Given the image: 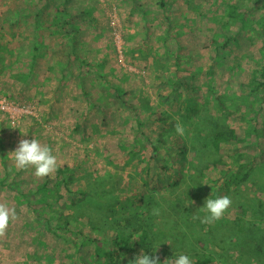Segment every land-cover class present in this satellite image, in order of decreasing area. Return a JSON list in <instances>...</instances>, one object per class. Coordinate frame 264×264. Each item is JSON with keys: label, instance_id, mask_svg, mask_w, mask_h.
Instances as JSON below:
<instances>
[{"label": "rangeland", "instance_id": "374dc122", "mask_svg": "<svg viewBox=\"0 0 264 264\" xmlns=\"http://www.w3.org/2000/svg\"><path fill=\"white\" fill-rule=\"evenodd\" d=\"M256 2L258 12L243 11ZM263 68L264 0H0V203L18 216L0 238V264L134 262L115 245L98 250L75 207L68 227L51 223L61 237L48 231L35 210L51 214L72 195L61 186L60 199L48 195L53 206L36 202L55 176L17 170L10 154L33 138L75 170L89 190L83 207L147 230L148 249L136 257L255 264L264 256V170L239 184L232 176L264 169ZM219 97L239 108L233 119ZM229 127L242 141H221V156L211 137ZM211 196L233 203L209 225L194 217L207 215L200 208ZM239 205L253 209L254 230L237 220ZM217 223L240 235L230 257L207 240Z\"/></svg>", "mask_w": 264, "mask_h": 264}, {"label": "trees", "instance_id": "16d2710c", "mask_svg": "<svg viewBox=\"0 0 264 264\" xmlns=\"http://www.w3.org/2000/svg\"><path fill=\"white\" fill-rule=\"evenodd\" d=\"M261 7L259 2H256L253 7L245 8L243 11H251V12H258L259 8ZM239 7L238 6H231V10L229 12L230 17H237L239 14ZM243 19V18H241ZM229 41H226L223 44L217 45L219 48L222 47V49L228 47ZM176 64L178 68H181V63L179 60V57L176 58ZM260 76L264 79V68L262 72L260 73ZM260 87H264V82L259 83ZM115 95L117 98L121 99V94L119 90H115ZM219 103L227 109L228 112V118L231 120L233 119L236 112H239V108H236V110L230 109V107H227L223 101L221 100L222 97H219ZM221 141H224L225 144L232 145V143H237L242 141L241 136L237 133V131L234 128H230L228 132H222L218 131L211 137V142L216 150V153L222 156L223 149L221 147ZM155 149H157L155 147ZM185 155V154H184ZM240 159V158H239ZM244 164L245 161L242 158L240 159ZM240 163V161H239ZM262 165L264 164V154H263V162H261ZM258 164H253L251 167L250 165H247L248 172H245L241 178L240 175L235 174L233 179H235V183H243L244 181L248 180L250 171L256 172H263L264 169L261 168V165L256 166ZM55 176V184H50L52 180L44 182L42 185H40L37 189V192L41 194V196L36 200L38 203L47 204L48 206H53V204L48 202V195L53 194V196H56L55 199H60L62 196L59 194L61 186L65 187V189L70 192L71 196V204L68 206L67 204L60 205L59 210H55L53 213L48 215H42L38 210H35V213L38 217L44 218L47 222V229L57 237H61V234H58V232L51 227L52 221L60 222V227L66 228L69 226L70 222L74 220L72 214H66L65 212L69 209V207H75L77 209L76 217H79L86 221L87 226L92 233H96L95 238L93 239V242L96 244V247L98 250H101L102 243L109 244V245H115L117 246L121 251L125 252V254L131 259L132 261L135 260L136 255L141 251V249H148V236H147V230H143V227L140 229H134L130 230L127 226L120 224L121 219L118 217H114L112 215V212L105 210V209H96L92 207H83L82 202L88 197L89 190H81L78 188V178L76 176L75 170L71 168L68 165H64L62 167H59L58 170L54 174ZM227 183V182H226ZM22 197L28 199V193H19ZM56 194V195H55ZM259 204H257V208L261 207L263 204V201L259 199ZM238 209L240 210L241 217H237L238 221H242L244 219H247L246 226L248 228H252L254 230L256 227L252 223V213L254 212L253 209L250 208H244L242 206H238ZM133 221V219H132ZM234 223H232L233 225ZM131 224V228H132ZM144 234V235H142ZM239 234V233H238ZM235 232H231L227 228V224L220 225L217 223V226L212 228L209 232V234L206 236L207 240L214 241L220 247H222L225 254H229L230 257L231 252L235 250L236 246L232 244V239L239 238ZM92 237V236H91ZM201 243V242H200ZM232 256V255H231ZM194 264H215L214 260L209 256H202L198 260L195 261ZM255 264H264V256H259V258L255 261Z\"/></svg>", "mask_w": 264, "mask_h": 264}, {"label": "clouds", "instance_id": "9594fccd", "mask_svg": "<svg viewBox=\"0 0 264 264\" xmlns=\"http://www.w3.org/2000/svg\"><path fill=\"white\" fill-rule=\"evenodd\" d=\"M12 128H15L13 126ZM175 132L184 136L185 129L182 122L177 118L175 124ZM14 166L17 170L34 169V175L37 178H47L54 176L59 168L57 157L53 154L51 147L42 145L36 139H22L19 146L14 152L10 153ZM191 203H194L191 201ZM190 203V204H191ZM232 200L228 196L206 199L204 207L200 208L205 211L207 215L203 218L196 216L194 218L201 219V223L213 224L222 219L232 206ZM18 219L15 208L10 207L6 203H0V238H3L10 227V225ZM159 248V247H158ZM154 248L153 251L158 250ZM130 264H160L158 256H149L147 253H142L137 256L134 262ZM168 264V260L165 261ZM174 264H194L192 258L188 255L181 254L175 260Z\"/></svg>", "mask_w": 264, "mask_h": 264}, {"label": "built area", "instance_id": "2783aa9c", "mask_svg": "<svg viewBox=\"0 0 264 264\" xmlns=\"http://www.w3.org/2000/svg\"><path fill=\"white\" fill-rule=\"evenodd\" d=\"M2 108H3V109H5V107H4V106H2Z\"/></svg>", "mask_w": 264, "mask_h": 264}]
</instances>
